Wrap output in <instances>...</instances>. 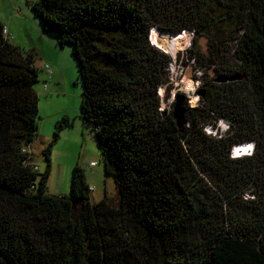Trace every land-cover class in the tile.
<instances>
[{
    "label": "trees",
    "instance_id": "obj_1",
    "mask_svg": "<svg viewBox=\"0 0 264 264\" xmlns=\"http://www.w3.org/2000/svg\"><path fill=\"white\" fill-rule=\"evenodd\" d=\"M32 11L71 46L80 118L119 200L92 201L78 164L69 194L47 192L52 141L43 172L26 152L38 133L37 53L0 20V264H264V0H36ZM152 28L193 31L187 58L227 79L203 81L181 126L174 101L160 110L171 59ZM246 141L253 155L231 157Z\"/></svg>",
    "mask_w": 264,
    "mask_h": 264
},
{
    "label": "rangeland",
    "instance_id": "obj_2",
    "mask_svg": "<svg viewBox=\"0 0 264 264\" xmlns=\"http://www.w3.org/2000/svg\"><path fill=\"white\" fill-rule=\"evenodd\" d=\"M35 1L0 0V20L5 25L4 29L7 31L9 41L25 51L33 49L37 53L34 65L38 70V81L34 88L39 98L38 133L32 141L33 157H31L38 170L43 172L47 165L43 150L52 141L51 169L47 180L49 194H69L71 171L74 165L79 164L85 171L88 185L95 186L90 193L91 200L98 201L107 196L111 203H116L119 200V192L114 177L104 172L102 155L92 126L80 118L82 87L78 80L77 62L72 56L71 46L60 45L56 33L43 28L40 18L32 11V4ZM160 36L170 38L167 34ZM192 38L193 35H190L186 40V47L177 52L176 60L166 52L171 59L167 67L170 84L168 89L164 86L161 88L165 97L171 96L172 92L174 95L184 94L186 96L184 103L189 107H191L189 102L191 98L188 97L189 92L185 89L190 81L195 85L194 93H191L194 100L192 106H198L201 99L197 100L195 95L204 80L214 78V82L218 83L227 80L217 77L214 68L208 67L205 71L187 58ZM197 43L198 49L208 52L209 40L206 36H198ZM46 62L53 68V73L49 76L42 68ZM63 117L68 118L69 124H64L58 129L56 139L57 123ZM222 125L218 123L219 128ZM213 130L207 127L208 132ZM90 160L97 162L95 167L88 166Z\"/></svg>",
    "mask_w": 264,
    "mask_h": 264
},
{
    "label": "bare ground",
    "instance_id": "obj_3",
    "mask_svg": "<svg viewBox=\"0 0 264 264\" xmlns=\"http://www.w3.org/2000/svg\"><path fill=\"white\" fill-rule=\"evenodd\" d=\"M189 30L181 31L178 33L176 36L173 38H165L157 34L156 32H152L151 34V39H152V44L156 46L157 48L169 53L171 56L175 57L177 56V52L179 50H182L184 47H186V40L190 36ZM189 92L188 97L191 98L189 101L191 105H193V98L191 93L195 90V85L190 81L189 85L186 87V89ZM195 94H193L194 96Z\"/></svg>",
    "mask_w": 264,
    "mask_h": 264
},
{
    "label": "clouds",
    "instance_id": "obj_4",
    "mask_svg": "<svg viewBox=\"0 0 264 264\" xmlns=\"http://www.w3.org/2000/svg\"><path fill=\"white\" fill-rule=\"evenodd\" d=\"M152 32H156L157 34L162 35L159 33V31L156 28H152L150 30V35H149V40L151 43H152V39H151ZM173 36H176V35H173ZM196 96H197L196 98L198 100L199 94H197ZM221 123L223 124L222 127L220 128L221 131L229 130L230 125L227 121L221 120L219 122V124H221ZM254 150H255V142L254 141H246V142L234 145L230 150V156L233 158H238V157H242V156H246V155H253Z\"/></svg>",
    "mask_w": 264,
    "mask_h": 264
},
{
    "label": "built area",
    "instance_id": "obj_5",
    "mask_svg": "<svg viewBox=\"0 0 264 264\" xmlns=\"http://www.w3.org/2000/svg\"><path fill=\"white\" fill-rule=\"evenodd\" d=\"M183 31H185V30H183ZM182 31V32H183ZM189 32H190V34H191V36L193 35V31H191V30H189ZM4 33L6 34L7 33V31H6V29H4ZM171 38H173L174 36H170ZM176 56L175 57H173L172 56V59L173 60H176ZM42 68L50 75V74H52L53 73V68H52V66L50 65V63H48V62H46V63H44L43 64V66H42ZM193 80V79H192ZM197 80H199V79H197ZM199 85V84H198ZM199 87V86H198ZM197 87V88H198ZM162 88V87H161ZM159 89V95L161 96V106H160V110L161 111H164V112H166V113H169L171 110H172V103H173V101H174V99H175V95H174V92H172V95L171 96H169V97H165L163 94H162V89ZM193 93H194V91H193ZM196 96V95H195ZM190 106L191 107H193L192 105H191V103H190ZM26 152H28L29 154H30V157L32 156V150L31 149H27L26 150ZM29 157V158H30ZM28 163H30V164H32L33 166H34V169H36V170H38V167L32 162V161H29ZM90 165H96L97 164V162L96 161H92V162H90L89 163Z\"/></svg>",
    "mask_w": 264,
    "mask_h": 264
},
{
    "label": "water",
    "instance_id": "obj_6",
    "mask_svg": "<svg viewBox=\"0 0 264 264\" xmlns=\"http://www.w3.org/2000/svg\"><path fill=\"white\" fill-rule=\"evenodd\" d=\"M177 35V34H176ZM225 80L226 78H222ZM202 91L200 89L197 90V94H201ZM186 96L182 93H178L175 95L174 106H173V116L179 126H181L184 122L185 118V108H184V100Z\"/></svg>",
    "mask_w": 264,
    "mask_h": 264
},
{
    "label": "crops",
    "instance_id": "obj_7",
    "mask_svg": "<svg viewBox=\"0 0 264 264\" xmlns=\"http://www.w3.org/2000/svg\"><path fill=\"white\" fill-rule=\"evenodd\" d=\"M43 66V65H42ZM46 72V71H45ZM47 73V72H46ZM47 75L49 76V74L47 73ZM51 75V74H50ZM45 87H46V85H45ZM31 150H32V147H31ZM32 157H33V151H32ZM92 161H95V160H90L89 162H88V166L90 167V168H93V167H95L96 165H90L89 163L90 162H92ZM32 162L35 164V162H34V160L32 159ZM36 165V164H35ZM79 165V164H78ZM37 166V165H36ZM75 166V165H74ZM73 166V167H74ZM81 166V165H80ZM38 167V166H37ZM82 167V166H81ZM72 172V171H71ZM91 187V189H92V191L95 189V186L94 185H92V186H90ZM61 193H65V192H61Z\"/></svg>",
    "mask_w": 264,
    "mask_h": 264
}]
</instances>
